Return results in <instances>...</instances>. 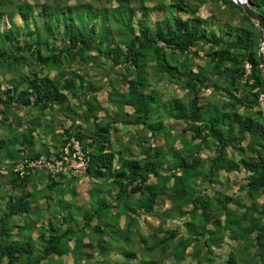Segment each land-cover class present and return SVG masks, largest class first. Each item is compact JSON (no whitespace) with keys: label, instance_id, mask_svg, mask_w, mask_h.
<instances>
[{"label":"trees","instance_id":"16d2710c","mask_svg":"<svg viewBox=\"0 0 264 264\" xmlns=\"http://www.w3.org/2000/svg\"><path fill=\"white\" fill-rule=\"evenodd\" d=\"M3 1L0 0V3ZM150 1L107 0L109 3L115 2L116 6L100 10H93L87 5L75 11L76 22L71 16L74 12L71 8L47 10L41 5L37 15H33L32 9L23 7L15 8L8 15L4 14L6 11L2 13L0 10V21L5 15L9 23L8 28L0 31V63L6 67L36 63L40 69L39 72H28L21 86L13 83L10 88L0 90V125L5 129L13 126L12 132L20 129L23 120L14 117L16 109L27 114L38 111L43 114L47 110L55 118L61 117L69 121L71 125L63 120L62 124L66 127H63V134L60 136L61 144L67 143L70 138L78 141L81 151L88 159L86 176L101 181V185L95 188V193L105 190V197L98 198L95 195L96 201L92 200L88 206L78 209L81 225L68 215L61 218L60 226L51 223L41 227L36 239L40 248L36 253V243L30 238L35 226L26 224L20 227L11 223L13 217L28 216L30 213V195L22 188L30 182L32 174L23 178L9 176L12 189L22 191L15 199L9 197L5 207L0 208V264H49L50 257L61 258L67 254L76 256L78 260H88V255L81 251V234L86 230L96 237L95 244L101 255L106 256L110 251L104 240V237H108L114 243L122 244L124 250L121 251V256L126 264H156L147 259L135 260L137 254L129 250L136 240L135 231L140 226L136 219L139 210L148 215L157 213L159 191L150 182L151 178L155 179L160 191L175 205L174 210L182 215L187 214L189 221L184 224V237H179L176 230H173L165 231V237L154 246H148L144 238L136 240L142 245L141 251L164 253L170 250L174 258L181 260L184 259L186 250L192 247L191 256L196 261L195 264L264 263V202L258 207L253 204L237 213L231 208L235 203L231 196L218 193L208 198L192 193L187 186L201 174L199 169L204 164L209 165L207 173L202 176L203 182L207 183H212L213 178L221 171L229 173L242 169L248 175L240 189L243 197H239V201L245 198L252 202L256 198H264V145H261L263 152L251 146L252 151L248 150L246 155L240 154L241 158L236 162L227 160L225 152L228 147H236L234 142H241L245 133L251 137L258 135L264 141V122L260 110L256 115L262 123L261 131L253 126L249 118L240 122L241 118L236 113L239 104L244 103L245 107L250 103L258 106V96L264 93L257 51L258 30L242 8L231 0L211 1L226 7L230 12L236 10L241 15L240 26L221 25L223 23H216L213 18H202L198 15L200 6L185 0H168L165 4L156 1L149 13L163 12L164 17L149 24V13L143 2ZM247 3L264 18V0H247ZM134 5L143 12L137 21V33L131 31ZM14 14L19 16L21 24L13 21ZM106 20L116 24L115 32L104 24ZM38 27L44 33L38 31ZM116 38L120 39V43L115 42ZM43 50L49 52V55L43 56ZM90 50H95L108 62V71L125 65L128 72L132 73L133 76L130 75L125 80L127 92L124 106L131 109L133 115V119L127 123L144 125L151 131V138L161 133L163 127L159 122L151 121L160 102L153 90L148 91L144 87L147 81L143 72L146 68L144 59L147 54L156 59L154 69L157 73L171 78L176 73L178 77L175 83L183 82L187 100L184 102L174 99L169 117L185 124L181 134L187 136L189 142L184 143V149L170 152L174 160L169 162L167 170L163 167L166 151L158 146H150L149 149L139 147L143 155L139 159L133 152L124 156L111 142L115 119L110 118L104 124L96 123V114L99 113L97 102H85L84 121L88 123L91 120L92 125L83 132V128L78 126L73 131V117L67 116L62 110L74 111L70 106V98L78 99L75 90L78 84L83 86L84 79L71 74L69 78L57 80L51 78L48 71L67 61H74L77 57L80 62L86 61L82 59L89 57ZM177 55L182 57L181 64L173 66L171 61H175ZM195 58H204L205 67L195 65ZM246 63L251 66L248 75L244 70ZM192 66H196V70ZM214 76L217 79L213 82ZM222 78L226 87L221 84ZM1 84L0 80V86ZM240 84L246 86L250 93L248 102L236 96L237 85ZM211 86L225 89L230 101L223 105H213L212 114L208 115L202 93ZM92 97L95 99L94 95ZM55 106L58 111L54 109ZM6 115L13 117L11 122L4 119ZM31 121L29 123L32 126H40L38 118L34 117ZM222 126H226V129L222 130ZM233 130H236V136H233ZM33 132V129H29L27 133H23L18 148L23 149L22 156L15 157L11 154L13 151L15 154L18 152V149H9L12 140L8 143L0 141V149H4L5 158L18 161L23 158H38L40 155L48 156V153L32 154L26 150L34 145ZM233 138L236 140L232 142ZM195 141L199 142L197 148L191 144ZM206 143L215 145V154L210 159L196 155ZM194 150L197 151L194 153ZM108 198L112 201L109 202ZM189 205V209H181ZM62 209L66 211L68 206H62ZM213 213L216 214L214 218ZM122 217L123 226L120 225ZM15 230L22 237L21 241L13 239ZM225 238L239 242L240 253L236 256L235 251H231L223 260L214 250L220 249ZM68 242H73L72 248L68 247ZM78 260L74 259L72 263L77 264ZM107 264L118 263L113 261Z\"/></svg>","mask_w":264,"mask_h":264},{"label":"rangeland","instance_id":"374dc122","mask_svg":"<svg viewBox=\"0 0 264 264\" xmlns=\"http://www.w3.org/2000/svg\"><path fill=\"white\" fill-rule=\"evenodd\" d=\"M156 1H162V3L164 4L168 2V0H151L150 2H143V5L147 8L148 13L150 10H152V6L156 5ZM187 1H189L188 3L200 6L198 15L202 18H213L214 22H218L219 24L220 22L223 23L221 25L229 24L231 26H240L241 24V15L237 14L235 12L236 10L230 12L226 7L224 8L219 3L213 2L211 0H185V2ZM41 5H44L47 10L60 7L71 8L72 12L74 11L71 16L75 22L77 20L75 16V11L81 10L84 6L89 5L93 10L109 9L111 7L116 6L115 2L109 3L107 2V0H4L0 3V10H2V13L3 11H6L4 14L8 15L9 13H12L15 8L23 7L28 10L32 9V11L34 12L33 15H37L36 12L40 10ZM133 9L135 13L132 18L131 31L137 33V21L138 18L141 17L143 12L141 9H138L135 5L133 6ZM147 17L148 23L153 24L155 20L163 19L164 14L163 12H155L151 14L149 13ZM13 21L17 24H21L18 15L14 14ZM253 23L255 24V22ZM8 24L9 23L6 19V16L3 15V19L2 21H0V31L4 28H8ZM104 24H106L111 31L115 32L116 24L114 22H109L106 20ZM38 31L44 33L41 27H38ZM115 42L120 43V39L116 38ZM198 54L200 55L201 52H199ZM47 55H49V52L43 50V56ZM88 56L89 57L87 59H82L86 61L80 62L78 61L80 59L77 57L74 61H67L58 68H52L48 71V75L51 78L57 80L69 78L71 74L82 76L84 79L85 83L83 84V86H79L78 84L77 89L75 90V96L78 99L70 98V106L73 108L74 111H69L67 109L62 110V112L66 113L67 116L70 115L73 117V131H76L78 129V126L80 128H83V130L81 131L83 132L87 130L86 128H89L92 125L91 120L88 123H85L84 121V111L86 109L85 102H97L99 107V113L96 114L98 116L96 123L104 124L110 118L115 119V123L112 125L111 142H113L115 147L118 148L124 156H127L128 154H131V152H133L134 156L139 159L143 157V155L141 154V149H139V147L149 149L150 146H158L166 151V158L163 167L167 170L168 166L170 165L169 162H172L174 160V156L170 152L184 149L185 145L183 144V141H188V138L185 137V135L181 134L182 129L185 127V124L179 121H175L169 117V113L172 110L171 102L174 99L181 100L184 102L187 100V92L183 89V82H179L178 84L175 83L176 78L178 77L176 73L172 78L167 75L157 73L154 69V63L156 59L151 54H147L146 58L144 59L146 68L143 72L145 73L147 80L144 87L145 90H153L156 94L157 101L160 102L159 107L157 108L158 110L154 112V116L152 117L151 121L159 122L163 127L161 133H158L154 138H151V131L144 125H130L127 123L128 121L130 122L133 119V115L132 110L124 106V98L127 92V84L125 83V80L127 79V77L130 78V75L132 77V73L128 72L125 65L117 66L112 71H108V62H106L103 57H100L95 50H90ZM169 59L173 60V58H170V56ZM174 60L175 61H171V64H173V66H180L182 57L177 55ZM194 62L195 65L199 67H205L206 60L204 58H195ZM195 68L196 66L193 67V70H196ZM39 70L40 69L36 65V63H28L26 65H12L10 67H6L5 65L1 64L0 80L2 84L0 86V90L4 91L5 89L10 88V85L13 83L20 84L21 86L22 80L28 72H39ZM215 79H217L216 76L212 77L213 82ZM2 80L5 83H3ZM220 81L222 86L224 87L226 83L224 82L223 78ZM213 88L212 86L210 87L208 91L209 94L211 93ZM93 95L95 99H92ZM205 95L206 93L204 94V101L206 97ZM213 102H215L214 104H216V102L217 104L221 103V93L219 94L218 92H215ZM54 108L58 110L57 106H55ZM43 114H39V116L38 113L24 115L21 110L16 109V114L14 115V117H18L23 120L22 127L12 132L14 128L13 126L10 129H5L6 127L0 125V140L6 141L8 143L9 140H12L14 138L16 142L22 133H27L29 129H33V137L37 135V138H43L44 142L53 147L54 144L48 143L49 138L51 142L53 141V139L52 136H50L52 130L49 129L47 126H51L52 128L55 126V132L58 136V139L63 134V127L66 126L62 124V121H60L61 123L57 121V118L53 117L49 112L46 113V115L41 119V123L45 126L44 130L43 128L42 131L38 130L36 127L32 126L31 123H29L32 122L31 119L34 118V116H36V118H39L42 117ZM5 118L8 122H11V120L13 119V117L10 115H6L4 119ZM68 125L71 124L68 122ZM41 132L48 134V138L45 139ZM52 143L56 142L53 141ZM12 148L13 147H11V149ZM59 149L56 150L51 148L49 152L48 149H46L45 147L39 148L41 153H48V156L58 153ZM203 149L205 150V152H201L202 158H209L210 156H212L214 147H212L211 145H204ZM4 161L6 160H1L0 164ZM8 161L13 162L10 160ZM208 169L209 165L204 164L203 166H201L199 171H201V173L203 174H206ZM37 174H40L42 176L46 175L42 171L37 172ZM66 175L68 174H65L63 176L66 177ZM75 178L70 180V182L68 183H63L65 185L63 197L70 202H75L78 206H88L89 204L87 199L89 197L90 190L96 188V183L94 182V180L88 178L86 174H77ZM228 178L229 180L221 171L213 178L212 183H207L203 182V178L200 174L194 180H191L187 186H189L190 191L192 193L196 195H204L208 198H212L218 193L237 197L238 194L242 193L239 192V184L245 181V177L240 174V176L231 175V177ZM8 179L9 177H0V181L4 180L3 182L8 181ZM150 182H152V184H154L157 190L159 191V197L156 203L157 213L153 215H148L145 214L142 210H139L138 217H136V219L137 221H139L140 226L135 231V239L139 241L138 239L144 238L147 240L148 246H154L159 240L165 237V231L171 232L173 230H176L175 232L178 234L179 237L186 236L184 224L185 222L189 221L188 215L179 214L177 211L174 210L175 205H173V203L167 197L166 194L160 191L159 185L156 183L154 178H151ZM67 190L69 191V193ZM108 201L110 202L112 201V199H109ZM262 202H264V198L260 197L252 200V202L250 200L246 203L236 202V204L234 206L232 205L231 208L233 210H236L237 213H241L253 204L258 207ZM36 206H38V201H36L32 205V215H29L27 220L21 217H16L15 220H13L14 222L12 223L14 225L20 226L25 225L27 223L26 221L29 222L31 218L32 220H34L37 214V212L35 213ZM189 207H191V205H189L188 207H182L181 209L187 210V208L189 209ZM43 215L44 218L42 221H40V223L43 221L45 222L51 214L49 212L44 211ZM215 216L216 214L213 213L212 217L214 218ZM221 220H223L222 217ZM81 224L82 221H80L79 225ZM123 224L124 218H121L120 225L123 226ZM44 226L45 224H39L36 226L33 233L30 234L32 240L36 238V236L41 230V227ZM14 236L16 239L20 238L17 235L16 231L14 233ZM104 240L106 241L110 250L108 253H106V256L99 254L97 246L95 244L96 237L92 235L90 231L86 230L84 233L81 234V251L88 255V260H78L76 256L73 257L71 254H67L62 256L61 258L52 256L49 258L48 263L73 264V260L76 259L78 260L77 264H103L104 262V264H107L113 261L117 262L118 264H126L125 259L121 256V251L124 250L122 244L120 242L114 243L111 238L109 239L108 237H104ZM136 240L134 241L133 245L129 248L130 251L135 252L137 254V258L135 260L147 259L155 262L156 264L196 263V261L191 256V253L193 251L192 247L186 250L184 259L178 260L172 256L170 250H166L164 253H161L159 251L156 253H145L144 251L140 250V246L142 245ZM238 244L239 242L237 243L236 241H232L228 238H225L221 243L220 249H215L214 251L216 254H219L221 259L225 260L231 251H235L236 256L239 255L240 245ZM35 246L37 248L36 253H38V249L40 248L39 243L36 242ZM68 247L72 248L73 243L68 242Z\"/></svg>","mask_w":264,"mask_h":264},{"label":"crops","instance_id":"0c3cea01","mask_svg":"<svg viewBox=\"0 0 264 264\" xmlns=\"http://www.w3.org/2000/svg\"><path fill=\"white\" fill-rule=\"evenodd\" d=\"M226 67L229 68V65H227ZM262 75H263V72H262ZM213 87L214 86H212V88ZM224 87H226V85ZM209 89L210 88H208L205 91H203L202 98H204V94L206 93V95H205L206 96L205 97V102H206L205 107H206V111L208 112V115H211L212 114V110H213V105H218L217 102H216V104H214L215 102H213L214 101L215 92L216 93L218 92L219 94L221 93V103L220 104H222V105L227 103V102H229L230 101V97L226 93L225 89H222V87H218V88L214 87L210 94L208 93ZM236 96L240 97L242 99V101L248 102L250 93H248V89L246 88V86H244L243 84H240V85H237ZM54 109L56 110V108H54ZM236 109H237L236 110L237 115L241 118L240 122H245V120H247L249 118V119L252 120L253 126H257V128H259V130L262 129V123L257 119V115H256L257 112L259 111L257 105H254V104L250 103L249 106L245 107V105L243 103L242 105L241 104L237 105ZM21 111L24 113V115L27 114L25 111H23V110H21ZM33 113H38V116H39V111L38 112H32L30 114H33ZM46 113H48L47 110H46L45 114H43L42 117L38 118L39 125H40L39 127H37L38 130L42 131V128H43V130L45 128V126L41 123V119L46 115ZM40 115H42V114H40ZM51 115L54 117L53 114H51ZM34 117L36 118V116H34ZM58 117H60V113H59ZM60 119L58 118L57 121H59V122L62 121V123H63V120L66 121L64 118L60 117ZM51 123H54V122H51ZM48 128L52 130V132L50 133L51 134L50 136H52L53 141L56 142V143H52L53 141L51 142V140L49 138L48 143L54 144L53 147H51L46 142H44L43 138H40V139L37 138V135H36L34 137V145L32 147L26 149L28 152H30L32 154L33 153H39L40 154L41 153V151L39 150L40 147H45L46 149H48L49 152H50L51 148L52 149H56V150H58L60 148L61 143H62L61 142L62 139H61V137L58 139V136L56 135V132H55V126L53 128L48 126ZM221 129L225 130L226 126H222ZM41 133H42V135H43V137L45 139L48 138V136H49L48 134H46L44 132H41ZM23 135L24 134L22 133L19 136V138L17 139L16 142H15L14 138L12 139V146L14 145L12 149L19 148V144H20V142L22 140V136ZM233 136H236V130L233 132ZM185 137H187V136H185ZM233 139H232V142L236 140L235 138H233ZM0 141H2V140H0ZM188 142H189V140L186 141V142L183 141V144L184 143H188ZM191 144L197 148V146L199 145V142L195 141V142H191ZM204 145H211L212 147L215 146L212 143H210V144L206 143ZM233 145H235L236 147H228L225 150V152H226L227 160H229V161L231 160V161H235L236 162V161H238L241 158L240 154L246 155L249 152L248 150H250L251 146H253L256 150L260 151L261 150V145L262 146L264 145V141L258 135H255V136L253 135V137H251L248 133H245V135L243 136L242 141L241 142L240 141H237V142L235 141ZM12 146H10L9 149H11ZM203 146L200 147L199 151L194 150V153L197 151L196 155L199 156L200 158H202L201 157V155H202L201 152L202 151L205 152V150L203 149ZM3 150L4 149H0V162H1V160H8V159L5 158V156H4L5 154H4ZM22 150H23L22 148L18 149V152L16 154L14 153V151L11 152V154L13 156H15V157L16 156L17 157L18 156H22V152H24ZM238 150L241 151L242 153L238 152ZM250 151H252V150H250ZM260 152H263V150H261ZM214 154H215V147H214V151H213L212 156H210L209 158L206 157L205 159H210L211 157L214 156ZM14 159L16 160V158H14ZM223 174L225 175V177L228 180H229L228 177H231V175L240 176V174H242L245 177V179H246V177L248 175L242 169H240L239 171H231L229 173L223 172ZM76 175H75V173H69L68 175H66V177L62 176V177H58V178H50L47 174L45 176L37 174V172L32 174V176L30 178V182L26 184L25 188H22L23 190H25V193L27 192L30 195V206L31 207H30V213L28 214V216L32 215V211H33L32 205L36 201H38V206H36V208H35V213L37 212V214H36L34 220H32V218H31V220L29 222L26 221L27 222L26 224H31V225L35 226V228L39 224L40 225L41 224H45V226H47V225H49L51 223L59 225L60 223H62L61 218L64 217V216L67 217L68 215H71L72 220L73 221H77L78 224H79L80 223V213L77 212V211H78L79 208H81V206H78L75 202H70V201L66 200L63 197L64 196V194H63L64 193V188H65V185L63 183L70 182V180L75 178ZM203 175H205V174L201 173V176H203ZM3 181H0V208H4L5 207L9 197H11L12 199H15L16 196L20 195L21 191H22L20 189H18V190L17 189H12V187H11V185L9 183V179L6 182H3ZM52 182L54 183L53 185H52ZM94 182L96 183V187L101 185V181L94 180ZM244 184H245V181H243V182H241V184H239V190L242 189ZM104 191L105 190H102L101 193L100 192L99 193H95V188L93 190H90V194H89V197L87 199L88 204H90L92 200H95V201L97 200L95 195L98 198L105 197V192ZM239 192L241 193V191H239ZM68 193H69V191H68ZM70 193H71V190H70ZM92 194H94V197H92ZM227 196H229V195H227ZM231 197L235 201V203L233 204V206H234L236 204V202L239 203L241 201V200L239 201V197H243V193L238 194L237 197L236 196H231ZM109 199L111 200V198H108L107 200H109ZM247 201H249V200L243 198V200L240 203H246ZM62 206H66V207L68 206V209H66V211H63ZM44 211L49 212L51 215H50L49 218L46 219L45 222L43 221V222L40 223V221H42L43 218H44V215H43ZM28 216L27 215L15 216V217L12 218L11 223L14 222L13 220H15L16 217H21V218H24L25 220H27ZM94 224H95V221L93 222V225ZM21 226H24V225H20V227ZM15 231H16L17 235L20 238L16 239L15 236H14L13 239L21 241L22 237L19 235L17 230H15ZM15 231H14V233H15ZM33 231H32V233H33ZM37 237H38V235L36 236V238L34 240H32L31 235H30L31 240L34 243L37 242L36 241ZM71 243H73V242H71Z\"/></svg>","mask_w":264,"mask_h":264},{"label":"built area","instance_id":"2783aa9c","mask_svg":"<svg viewBox=\"0 0 264 264\" xmlns=\"http://www.w3.org/2000/svg\"><path fill=\"white\" fill-rule=\"evenodd\" d=\"M244 70L247 75L250 74L251 66L246 63ZM257 102L264 122V93L259 94ZM87 165L88 159L81 151L78 141L70 138L54 155H40L38 158H23L13 162L4 161L0 164V177L16 175L23 178L41 171L50 178H58L69 173L84 175Z\"/></svg>","mask_w":264,"mask_h":264},{"label":"water","instance_id":"95a60500","mask_svg":"<svg viewBox=\"0 0 264 264\" xmlns=\"http://www.w3.org/2000/svg\"><path fill=\"white\" fill-rule=\"evenodd\" d=\"M234 4L241 7L243 13L253 22H255L258 34H259V42L257 46L258 51V61L260 68L263 72L262 79H263V86H264V56L262 52V46L264 44V18L257 13L254 9H252L247 0H231Z\"/></svg>","mask_w":264,"mask_h":264},{"label":"bare ground","instance_id":"6f19581e","mask_svg":"<svg viewBox=\"0 0 264 264\" xmlns=\"http://www.w3.org/2000/svg\"><path fill=\"white\" fill-rule=\"evenodd\" d=\"M262 52L264 53V44H263V46H262Z\"/></svg>","mask_w":264,"mask_h":264}]
</instances>
